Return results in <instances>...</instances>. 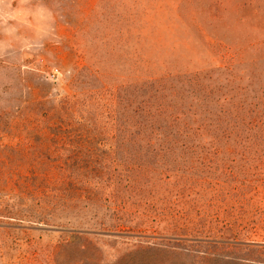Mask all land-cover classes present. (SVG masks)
<instances>
[{"label": "rangeland", "instance_id": "rangeland-1", "mask_svg": "<svg viewBox=\"0 0 264 264\" xmlns=\"http://www.w3.org/2000/svg\"><path fill=\"white\" fill-rule=\"evenodd\" d=\"M263 118L264 0H0V264H264Z\"/></svg>", "mask_w": 264, "mask_h": 264}, {"label": "trees", "instance_id": "trees-1", "mask_svg": "<svg viewBox=\"0 0 264 264\" xmlns=\"http://www.w3.org/2000/svg\"><path fill=\"white\" fill-rule=\"evenodd\" d=\"M228 103H224V105L227 106V109H225L224 111H226L224 114L228 115V117L230 118L234 113V106L231 104L230 100L226 99ZM233 110V111H232ZM256 114H258V111L256 112ZM257 125V126H255ZM259 130V134H258V130ZM250 132H253V134L255 135H260L261 133L264 134V118L262 122L257 121V123L252 124L251 128H249Z\"/></svg>", "mask_w": 264, "mask_h": 264}]
</instances>
